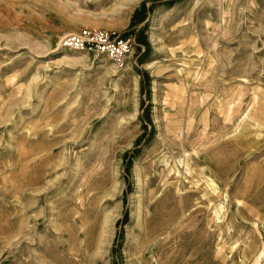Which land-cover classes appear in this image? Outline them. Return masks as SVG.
<instances>
[{
  "label": "rangeland",
  "instance_id": "374dc122",
  "mask_svg": "<svg viewBox=\"0 0 264 264\" xmlns=\"http://www.w3.org/2000/svg\"><path fill=\"white\" fill-rule=\"evenodd\" d=\"M143 1L0 0V264H264V0ZM83 29L129 59L60 46Z\"/></svg>",
  "mask_w": 264,
  "mask_h": 264
},
{
  "label": "bare ground",
  "instance_id": "6f19581e",
  "mask_svg": "<svg viewBox=\"0 0 264 264\" xmlns=\"http://www.w3.org/2000/svg\"><path fill=\"white\" fill-rule=\"evenodd\" d=\"M155 62L156 61L152 62L151 64ZM176 97H175V104L177 103L178 105H180L181 103L183 102L185 103L187 101L186 95L183 93V90L180 92L179 95H176ZM191 100L192 99H189V102H191ZM226 114L227 116H229V119H230V116H232V114L234 113H231V110L228 109ZM164 117L166 119V122L164 125L165 131L169 134L172 143L176 144L179 148V151H178L179 155H177L178 157L174 156L173 154L171 155L173 164L169 167L167 174H171V177L175 178V182L169 183L168 186L170 189H174V191H176L177 194H180L182 197V193H180V190H181L180 182H181V174H182L181 168L184 167L186 169L189 166L190 152L188 151L190 150L191 152H194L195 155H197L200 159L205 160L207 155L204 151L206 150L196 149L195 147L196 138H194V135H193L195 132V131L193 132V126H194L193 116L188 115L187 119H183L181 116V112L178 110L176 113L165 111ZM165 163L166 165H170L169 162H165Z\"/></svg>",
  "mask_w": 264,
  "mask_h": 264
},
{
  "label": "built area",
  "instance_id": "2783aa9c",
  "mask_svg": "<svg viewBox=\"0 0 264 264\" xmlns=\"http://www.w3.org/2000/svg\"><path fill=\"white\" fill-rule=\"evenodd\" d=\"M60 46L74 52H95L106 55L116 64L123 65L134 47L130 36H111L100 29H83L80 32L66 33L60 39Z\"/></svg>",
  "mask_w": 264,
  "mask_h": 264
},
{
  "label": "trees",
  "instance_id": "16d2710c",
  "mask_svg": "<svg viewBox=\"0 0 264 264\" xmlns=\"http://www.w3.org/2000/svg\"><path fill=\"white\" fill-rule=\"evenodd\" d=\"M178 0H150V6L149 7H146V2L143 1L134 11L133 13V17H132V22L135 23L136 21H139L141 22L142 20L145 19V16L147 13H149L153 7L155 5H157L158 3H165L167 5H171L173 4L174 2H176ZM136 37L139 38L138 35H140L139 32H136ZM140 39V38H139ZM142 74V77L144 75L143 72H141ZM149 137L147 136L146 139H148ZM142 139H144V136H141L140 138H138L135 142V145L130 149L128 150L126 153H125V160H126V165L129 164L131 158L136 155L138 153V151L140 150V147H139V144L140 142L142 141ZM145 139V140H146Z\"/></svg>",
  "mask_w": 264,
  "mask_h": 264
}]
</instances>
